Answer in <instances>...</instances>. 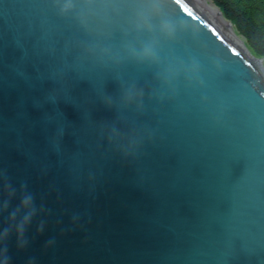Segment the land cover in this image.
Segmentation results:
<instances>
[{"label": "water", "instance_id": "obj_1", "mask_svg": "<svg viewBox=\"0 0 264 264\" xmlns=\"http://www.w3.org/2000/svg\"><path fill=\"white\" fill-rule=\"evenodd\" d=\"M0 264H264V78L189 0H0Z\"/></svg>", "mask_w": 264, "mask_h": 264}, {"label": "trees", "instance_id": "obj_2", "mask_svg": "<svg viewBox=\"0 0 264 264\" xmlns=\"http://www.w3.org/2000/svg\"><path fill=\"white\" fill-rule=\"evenodd\" d=\"M264 63V0H210Z\"/></svg>", "mask_w": 264, "mask_h": 264}, {"label": "bare ground", "instance_id": "obj_3", "mask_svg": "<svg viewBox=\"0 0 264 264\" xmlns=\"http://www.w3.org/2000/svg\"><path fill=\"white\" fill-rule=\"evenodd\" d=\"M192 5L203 14L219 30L223 36L238 49L254 65L264 78V63L260 61L247 47L245 40L240 36L233 24L225 19L219 12L218 7L210 0H189Z\"/></svg>", "mask_w": 264, "mask_h": 264}, {"label": "rangeland", "instance_id": "obj_4", "mask_svg": "<svg viewBox=\"0 0 264 264\" xmlns=\"http://www.w3.org/2000/svg\"><path fill=\"white\" fill-rule=\"evenodd\" d=\"M241 36V35H240Z\"/></svg>", "mask_w": 264, "mask_h": 264}]
</instances>
